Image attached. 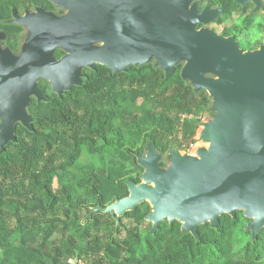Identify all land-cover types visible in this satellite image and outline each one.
Masks as SVG:
<instances>
[{"label": "trees", "instance_id": "16d2710c", "mask_svg": "<svg viewBox=\"0 0 264 264\" xmlns=\"http://www.w3.org/2000/svg\"><path fill=\"white\" fill-rule=\"evenodd\" d=\"M182 70L180 65L167 77L163 69L146 64L140 76H131L136 86L130 81L127 91L98 72L63 98L53 95L31 107L33 129L19 123L16 139L5 150L0 147V264H70L64 256L84 259L99 253L103 256L93 264H264V228L254 237L248 229L252 220L243 211L235 218L222 215L216 227L200 225L196 235L178 221H164L154 232L131 237L125 247L120 240L91 237L89 231H99L97 223L78 230V210L105 208L128 196L127 182H141L139 175L131 177L128 164L143 156L148 145L161 156L172 142L181 150L178 124L189 144L195 143L212 98L195 91ZM117 119L125 121L122 128L115 125ZM83 150L109 156L108 166L98 173L94 166H78ZM71 168L78 172L76 181ZM57 178L60 194L54 189ZM63 204L68 210L62 212ZM149 211L136 206L123 218L139 225ZM61 213L68 220L62 228L65 246L54 248L51 239L61 222L55 218Z\"/></svg>", "mask_w": 264, "mask_h": 264}, {"label": "water", "instance_id": "95a60500", "mask_svg": "<svg viewBox=\"0 0 264 264\" xmlns=\"http://www.w3.org/2000/svg\"><path fill=\"white\" fill-rule=\"evenodd\" d=\"M125 1L135 8L129 11L134 16L131 24H135L125 36L124 59L122 52H112L111 43L104 49H91L83 42L78 44V56L60 64L50 57L41 62L36 59L34 75L20 87L14 86L12 72L0 76L4 83H0V93L14 95V103L0 108V114H7L0 125V147L5 150L16 139L19 123L33 129L28 95L44 99L38 88L42 78L50 80L54 93L62 96L74 86L81 87L83 71L94 69L95 64L117 73L129 64H149L155 56V67L170 77L186 62L182 78L212 98L213 118L203 124L211 149L199 150L198 157L171 150L172 164L166 171L159 166L162 156L148 145L145 154L137 157L144 169L141 182H127L128 196L106 211L122 217L148 202L152 212L146 221L152 223L151 232L161 222L178 221L194 235L200 225L216 227L222 215L235 218L237 211H243L252 220L248 229L258 236L264 228V46L244 53L233 40L198 31V22L207 16L188 14L187 1L176 5L171 0ZM93 5L83 0L81 10ZM134 29L136 35L131 32Z\"/></svg>", "mask_w": 264, "mask_h": 264}, {"label": "flooded vegetation", "instance_id": "af4514ba", "mask_svg": "<svg viewBox=\"0 0 264 264\" xmlns=\"http://www.w3.org/2000/svg\"><path fill=\"white\" fill-rule=\"evenodd\" d=\"M105 1L107 5L103 4ZM186 1L188 14L196 12L207 16L206 21L198 22V31H210L233 40L244 53L256 52L264 46V0H171V3ZM87 2L94 5L83 12V0H0V76L12 72L14 86L20 87L34 75L32 68L36 59L41 62L40 59L50 57L60 64L78 56V44L83 42L91 49H104L111 43L112 52H122L124 59V42L128 41L125 36L129 26L135 24H131L134 16L129 14L130 10H135L134 6L125 0ZM136 27L139 30L140 21ZM131 32L136 35L135 29ZM144 66L129 64L124 71L115 73L113 69L95 64L94 69H85L83 75L87 78L98 72L106 73L117 89L127 91L130 81L134 82L133 88L136 86L131 76H140ZM38 88L44 99L28 95V112L34 119L31 107L48 102L53 95L63 98L78 86L60 96L54 93L50 80L42 78ZM0 95V108L14 103L13 93L1 92ZM6 116L0 114V119Z\"/></svg>", "mask_w": 264, "mask_h": 264}, {"label": "rangeland", "instance_id": "374dc122", "mask_svg": "<svg viewBox=\"0 0 264 264\" xmlns=\"http://www.w3.org/2000/svg\"><path fill=\"white\" fill-rule=\"evenodd\" d=\"M156 57L153 56L151 59V63L152 65L156 64ZM181 66L184 68L187 66V63L184 62L181 64ZM208 78H213L215 79V77L213 76H208ZM141 103V100H139ZM139 103V104H140ZM212 105L209 106V108H207V110L205 112H202V121L203 123L201 124V126L199 127V129L197 130V134L195 136V143L194 144H189V140L186 139L184 137V130L182 129V125L178 124L176 125V134L175 136L179 137L180 139V144L181 145V150H178V148H176L175 146V142H172L170 145V150L162 155V158L159 162L163 164V166L161 167L162 169L168 171L171 167L172 164V160H170V153L175 150L180 152L183 155H187V156H194V157H198L199 154V150L202 149H211V141H208L206 139V133H205V128L203 127V124L208 123L209 120H211L213 118V111L211 109ZM122 122L121 120L117 119L115 121V125L116 126H121L122 128ZM171 140H174V138H171ZM197 146V147H196ZM172 150V151H171ZM112 158V157H111ZM112 160V159H111ZM110 161L109 156L106 155H96V154H91L86 150H83L81 152V154L79 155L78 158V166L86 164L89 166H94L97 169V173L100 172L101 169H104L105 167L108 166ZM128 171L131 173V177H136L137 175L140 176L141 179V175L144 172V169L140 166V164L138 163V160L136 158V162L135 163H129L128 164ZM69 175L71 177V180L76 181L77 176H78V172L76 169L71 168L69 170ZM54 189L57 193H61L63 187L61 186L59 179L57 178L54 182ZM20 193H22V195H24L25 193H27V191H25V189L20 190ZM30 206H34V203L31 202ZM140 207H142V210H145L147 207H149V212H152V207L150 205V203L148 202H143L140 205H138ZM109 206L105 207L103 210L99 209V208H91L90 210H78L77 211V216L78 218L81 219V226L78 228L79 231L83 232L85 231L90 225H94V223H97V229L99 230L98 232L93 231H89L88 233H90L91 237H95L97 235L100 236H105L108 237L110 240H115V241H121L123 246L125 247V242H128L131 237H140L141 235H143V233H145L146 231H148L149 229L152 228V223L148 222L145 220V222L137 225L136 220L134 219H127V218H123L117 216L116 214H114V212H109L106 211V209ZM62 210V212L65 210H68V206L67 204H63V206L60 208ZM76 213V212H75ZM55 219H58L59 221H61L58 227H60V230L53 236V239H51V243L53 244L54 248L57 247H63L65 246V244L63 243V234H62V228L64 227L65 222H67V218L64 216L63 213H61L58 217H56ZM16 223H12V227H16ZM43 239V238H41ZM40 240V237H39ZM78 242V244L81 243V240L76 239ZM74 246V243L72 244ZM71 248V246L69 247V249ZM0 253L1 250H0ZM92 254V253H91ZM103 254L99 253V254H93L90 255L87 258H77V255L75 256H64L63 260L65 262H68L70 264H93L94 261H96L99 257H102Z\"/></svg>", "mask_w": 264, "mask_h": 264}, {"label": "bare ground", "instance_id": "6f19581e", "mask_svg": "<svg viewBox=\"0 0 264 264\" xmlns=\"http://www.w3.org/2000/svg\"><path fill=\"white\" fill-rule=\"evenodd\" d=\"M197 147V146H196Z\"/></svg>", "mask_w": 264, "mask_h": 264}]
</instances>
